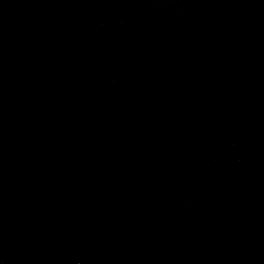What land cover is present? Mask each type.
Wrapping results in <instances>:
<instances>
[{"label": "water", "instance_id": "1", "mask_svg": "<svg viewBox=\"0 0 264 264\" xmlns=\"http://www.w3.org/2000/svg\"><path fill=\"white\" fill-rule=\"evenodd\" d=\"M0 264H264V0H0Z\"/></svg>", "mask_w": 264, "mask_h": 264}]
</instances>
